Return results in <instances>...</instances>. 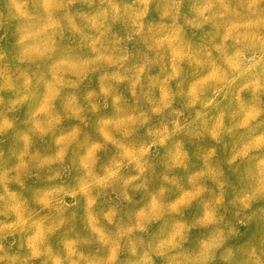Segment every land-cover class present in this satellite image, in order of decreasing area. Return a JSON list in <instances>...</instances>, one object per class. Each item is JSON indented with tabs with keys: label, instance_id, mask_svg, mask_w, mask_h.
<instances>
[{
	"label": "rangeland",
	"instance_id": "374dc122",
	"mask_svg": "<svg viewBox=\"0 0 264 264\" xmlns=\"http://www.w3.org/2000/svg\"><path fill=\"white\" fill-rule=\"evenodd\" d=\"M0 264H264V0H0Z\"/></svg>",
	"mask_w": 264,
	"mask_h": 264
}]
</instances>
